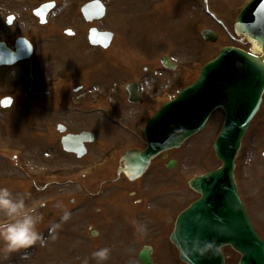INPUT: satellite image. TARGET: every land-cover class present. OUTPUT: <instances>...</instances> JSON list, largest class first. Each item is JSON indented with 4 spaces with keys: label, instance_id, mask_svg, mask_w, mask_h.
Returning a JSON list of instances; mask_svg holds the SVG:
<instances>
[{
    "label": "rangeland",
    "instance_id": "rangeland-1",
    "mask_svg": "<svg viewBox=\"0 0 264 264\" xmlns=\"http://www.w3.org/2000/svg\"><path fill=\"white\" fill-rule=\"evenodd\" d=\"M0 1L6 7V17L10 14L17 17L12 26L6 24L7 42L14 44L19 37L30 38L41 49L34 62H39V56L44 55L51 59L48 68L41 65L44 73L35 85L36 96L27 93L11 108L0 107V186L8 187L14 195L29 194L26 204L36 206L43 216L38 228L48 240L46 247L37 244L28 249L27 259L22 258L23 252L14 253L5 264H84L85 260L88 264H97L92 253L103 248L110 251L102 264H140L137 256L145 246L154 248L153 264H183L170 242V235L179 213L199 197L189 188V180L221 166L213 144L223 113L216 111L201 133L169 153V158L178 161L173 170L165 168L160 156L139 181L122 179L117 185H106L104 181L114 180L119 168V155L109 151L112 143L124 142L122 146L128 147L126 142L133 139L134 146L143 147L144 123H137L140 118L136 116L149 119L152 111L146 106H110L98 98L96 106L103 114L134 116V124L131 122L128 126L135 134H122L125 137L121 141L120 129L103 117L105 123L98 131L99 142L90 146L91 155L81 160L67 155L57 132L58 124L66 126V91L72 89H66L64 80L66 57L71 55L69 58L75 61L79 60L78 54L87 56L91 62L89 70L97 68L98 74L101 73L102 81L98 85L106 93L111 85L106 79L113 71L109 69L114 66L111 62H126V53L133 52L131 67L138 59V67L142 68L148 63L144 44H155L159 56L170 55L179 65L176 72L169 74L173 76L171 87L165 92L169 98L191 84L218 50L233 43L228 33L233 31L239 8L249 0H167L165 11L158 10V3L153 6L150 0H104L108 14L100 29L113 32L115 39L108 52H103L102 60L97 59V67L95 59L101 50L89 45L88 27L79 16L80 5L87 0H75L70 7L67 6L70 0H55L58 6L47 26L39 24L33 11L50 0ZM208 10L224 27L215 22ZM66 28L76 31L78 36L66 37L63 34ZM205 29L218 32L219 41L203 42L201 33ZM243 48L251 49V46ZM25 68L9 73L15 76ZM174 77L180 78V85L174 82ZM26 99H33L35 104ZM158 100L154 98L152 103ZM84 120L88 126L89 118ZM116 155L113 167L107 172H98ZM235 166L240 194L264 237V101L243 138ZM65 212L69 219L62 221ZM55 223L61 227L53 240L48 228ZM224 253L228 264H237L239 257L235 252L225 248Z\"/></svg>",
    "mask_w": 264,
    "mask_h": 264
},
{
    "label": "water",
    "instance_id": "water-1",
    "mask_svg": "<svg viewBox=\"0 0 264 264\" xmlns=\"http://www.w3.org/2000/svg\"><path fill=\"white\" fill-rule=\"evenodd\" d=\"M53 4L42 6L35 14L45 23ZM97 3L86 6L87 19L102 18L104 11ZM236 31L245 35L262 53L261 57L226 48L208 63L198 81L185 89L177 99L167 103L145 129L148 148L144 152L129 151L122 158L125 173L131 180L141 177L159 154L179 148L187 139L200 132L212 112L222 108L226 113L224 127L215 142L217 157L223 165L205 176L193 179L191 188L202 197L176 220L171 242L187 264H225L221 248L232 246L241 255L239 264H264V242L255 233L238 197L234 181V162L248 126L260 108L264 94V0H254L240 14ZM205 41L214 42V33H203ZM112 35L91 33L90 43L107 49ZM26 44L18 41V52H11L0 44V65L14 64L30 55ZM9 107V103H3ZM61 133L65 132L59 126ZM87 134L62 138L65 151L84 154L82 143ZM92 140V139H90ZM213 240L216 248L208 256L195 254L193 242ZM150 250L145 248L138 256L142 264H152Z\"/></svg>",
    "mask_w": 264,
    "mask_h": 264
},
{
    "label": "flooded vegetation",
    "instance_id": "flooded-vegetation-1",
    "mask_svg": "<svg viewBox=\"0 0 264 264\" xmlns=\"http://www.w3.org/2000/svg\"><path fill=\"white\" fill-rule=\"evenodd\" d=\"M103 2L107 3L106 1L102 0ZM152 1V5L154 6L155 3H158V10L165 11V5L167 0H150ZM172 1V0H170ZM75 0H70L67 4L70 7L74 4ZM86 4V3H85ZM5 6H2L0 1V42H4L9 46L11 49H14V44H9L6 40V10ZM108 13V12H107ZM80 16V15H79ZM83 19L84 24H86L87 34L89 33L90 29L97 28L100 29V25L102 21H94V22H87L84 17L80 16ZM52 31V29H51ZM72 32V35H67L68 38H75L77 37L76 31L72 30L71 28H66V32ZM104 31V30H103ZM230 33H228V36ZM88 37V35H87ZM3 38V39H2ZM230 38L234 44H237L239 47H243L248 45L246 41L233 37L230 35ZM237 42V43H235ZM33 53L31 57L25 61H20L13 66H3L0 68V101L5 98H12V105L16 104V101L21 99V97L27 93H31V95L36 96L34 89L36 88L35 85L40 78V74L44 73L41 69L42 67L48 68L51 64V59L49 56H39V62L36 60L34 62V58L37 53H40V50L35 43H33ZM155 46V44H154ZM154 46H150L149 42L144 44V54L148 59V63L142 68L138 67L140 61L136 59L133 65V52H128L126 62L124 61H116L111 62L114 66L109 67L112 69L111 76L106 78L110 80V88L104 93L101 90V87L98 85V82L101 80V73L97 71V68L94 70H89L88 65L91 64L88 57L84 54H78L79 60H71L69 58L71 55H68L69 52H66V60L68 63L66 64V72L64 73V80H66V136L68 134H79L82 132H89L92 134V142L86 144V153L83 157L87 158L91 155V148L90 146L95 145L99 142V134L98 131L102 128L103 124V117L107 120V123L114 124L118 127L121 131V136L118 138L123 141L125 135L122 134H129L133 136L135 134L134 130L128 126L129 123L134 124V116H121L118 114H103L102 109H99L96 105L97 102L100 100L98 98H103V101L109 104L110 106H124L129 104L130 106H146L151 108L152 111L151 116L149 119H146L145 116L142 118L140 115L136 116L140 118L137 123H144L142 128V137L144 135V128L148 124V122L154 117L157 111L166 103V100L163 99V94L170 89L172 83V77L169 74H173L172 72H176L179 69V65L176 69H168L162 65V58L168 56L171 59H174L172 56L163 53L161 56L158 55V52L155 50ZM99 49L100 48H95ZM103 52L107 53L108 51H99L97 58L95 59L94 66L97 67V59L102 60ZM143 55V54H142ZM136 57V56H135ZM123 67H120V66ZM26 67L24 72H18L15 76H11L9 71L16 69V68ZM126 67V68H124ZM170 72V73H169ZM28 73L29 77L28 78ZM24 75V76H22ZM35 75V78H34ZM174 82L176 81L177 84H181L180 78L177 79L174 77ZM89 86L87 88L86 86ZM182 89V88H181ZM10 91V92H9ZM131 91V92H130ZM12 92V93H11ZM3 93V94H1ZM50 92H47V96H50ZM104 96V97H103ZM136 100L137 102L132 103L130 99ZM160 98L158 102L152 103L154 98ZM22 99L21 101H23ZM29 100L31 105H34L33 99H26ZM39 102V100L37 101ZM85 118H89L88 122L89 125L87 126V120ZM132 119V120H131ZM146 122H144V120ZM100 132V131H99ZM144 140V139H143ZM144 141L143 147L134 146L133 139H129V143L126 142L128 147L122 146L124 142H117V145L112 143L109 151H111L114 155L117 153L119 156V168L117 169V177L114 180H105L104 184H116L121 182L122 179L128 180V178L122 173V167L120 165V161L122 156L125 152L131 149L138 148L140 150H144ZM101 144V143H100ZM113 148V150H112ZM121 152V153H120ZM165 162H168L170 159L168 155L167 160L164 159V155L161 156ZM176 160V159H175ZM117 161V155L114 159L104 166H102L98 172H107L110 167L114 166V163ZM177 161V160H176ZM178 166V161L175 164V167ZM107 170V171H106ZM129 181V180H128ZM139 181V180H138ZM117 185V184H116Z\"/></svg>",
    "mask_w": 264,
    "mask_h": 264
},
{
    "label": "clouds",
    "instance_id": "clouds-1",
    "mask_svg": "<svg viewBox=\"0 0 264 264\" xmlns=\"http://www.w3.org/2000/svg\"><path fill=\"white\" fill-rule=\"evenodd\" d=\"M28 193L13 194L4 186H0V264L14 253L23 252V259H27L28 249L39 244L46 247L48 240L40 232L38 225L42 223L43 216L39 214L36 206L29 207L26 204ZM57 207H61L57 205ZM67 212L62 216V221H67ZM61 227L59 223L49 226L48 232L51 239L56 238V232ZM194 252L199 256H208L216 248L213 240H196L193 242ZM109 249L103 248L92 253L97 264H102L109 257ZM84 264H88L85 260Z\"/></svg>",
    "mask_w": 264,
    "mask_h": 264
},
{
    "label": "bare ground",
    "instance_id": "bare-ground-1",
    "mask_svg": "<svg viewBox=\"0 0 264 264\" xmlns=\"http://www.w3.org/2000/svg\"><path fill=\"white\" fill-rule=\"evenodd\" d=\"M256 48V47H255Z\"/></svg>",
    "mask_w": 264,
    "mask_h": 264
}]
</instances>
